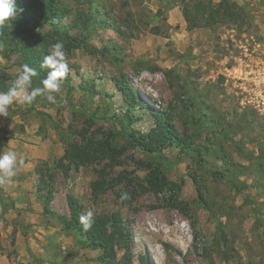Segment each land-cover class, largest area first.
Instances as JSON below:
<instances>
[{
    "label": "rangeland",
    "instance_id": "1",
    "mask_svg": "<svg viewBox=\"0 0 264 264\" xmlns=\"http://www.w3.org/2000/svg\"><path fill=\"white\" fill-rule=\"evenodd\" d=\"M56 2L65 11L60 28L82 44L66 53L69 73L55 104L14 103L0 117V145L24 126L56 141L48 159L34 162L33 180L21 192L6 194L0 186V264H102L101 249L87 246L77 230H63L68 196L81 216L91 210L93 219H120L129 232L128 264H264V125L238 107L218 74L228 39L264 42V0H228L232 18L192 30L178 0ZM5 49L0 40V73L12 76L0 92L19 73L16 56L7 60ZM121 76L149 107L170 115L181 147L152 156L128 142L129 133H147L155 124L147 108L125 104L115 86ZM79 131L116 152L64 176L53 168L68 143L82 142ZM45 164L53 175L48 203L37 198L35 173L43 166L48 181ZM150 166L171 184L163 193L146 184ZM96 181L104 184L94 193ZM114 235L112 264H127L124 239Z\"/></svg>",
    "mask_w": 264,
    "mask_h": 264
},
{
    "label": "trees",
    "instance_id": "2",
    "mask_svg": "<svg viewBox=\"0 0 264 264\" xmlns=\"http://www.w3.org/2000/svg\"><path fill=\"white\" fill-rule=\"evenodd\" d=\"M181 5V14L186 24V29L208 28L218 21H226L234 15L233 6L228 0H221L214 4L212 0H178ZM18 12L15 18L8 22L3 28H0V40L6 46L5 57L7 60L16 56V64L19 72L23 64L37 70L38 75L33 78V87H42V81L46 78L49 69L42 67L44 57L48 55V50L52 44L62 41L66 53L81 46L82 42L76 37L69 34L68 29L60 28V19L65 12L56 0H16ZM235 7V6H234ZM22 11H19L21 10ZM159 15L163 11H158ZM12 26L11 29L9 26ZM48 28L45 30V28ZM152 34H159L158 27H152ZM116 33L118 31H115ZM19 74V73H18ZM17 74V75H18ZM11 75L6 72L0 73V90H5L6 80L11 79ZM17 77V76H16ZM67 78V77H66ZM116 89L121 93L122 98L127 106L131 109H148L150 116L153 118L155 126L147 133L131 132L127 135L128 142L132 146L141 147L147 153L155 154L165 147L180 145L178 134L172 126V118L168 113H159L149 107L139 98L138 92L134 85L125 76L115 80ZM80 85L79 87H81ZM37 99L43 101L45 96H39ZM130 118V113L126 114ZM77 134L82 142L68 143L62 157L56 162L53 170L60 169L64 176L68 174L71 167H78L87 163H92L98 158H106L109 154H114L116 149L113 145L105 140H95L86 136L85 131H79ZM186 146L183 143L182 147ZM188 148V147H185ZM115 155V154H114ZM65 162V163H64ZM45 179L43 166H38L35 173L38 176L37 198L48 203L52 196L53 180L52 169L45 164ZM194 183L196 182L193 180ZM104 184L103 181H96L92 184V192H96ZM146 184L149 189L155 193H163L171 184L167 181L165 174L158 168L150 166ZM46 191L44 195L41 193ZM200 190L198 189V193ZM200 194V193H199ZM1 202V197H0ZM67 205L70 218L64 221L60 218L63 230H77L84 243L94 249H101L99 260L102 264H112L115 258L114 245L117 231L123 237V249L128 255L124 262L130 263L129 258V232L123 231L120 226V219L113 215L111 217H97L93 219L92 227L85 231L80 223L81 208L79 204L70 196L67 197ZM108 224L112 231L108 233ZM125 233V234H124ZM141 264H145L144 259Z\"/></svg>",
    "mask_w": 264,
    "mask_h": 264
},
{
    "label": "clouds",
    "instance_id": "3",
    "mask_svg": "<svg viewBox=\"0 0 264 264\" xmlns=\"http://www.w3.org/2000/svg\"><path fill=\"white\" fill-rule=\"evenodd\" d=\"M17 12L16 0H0V28L11 22ZM41 66L49 69L46 78L42 81V87H33V78L38 75L37 70L28 64H23L8 90L0 92V117H8L9 107L14 103L31 105L39 96H45L52 104L56 103L54 94L61 91L63 81L69 73L67 54L62 41L50 46ZM20 163L15 151L0 150V186L10 185L13 182ZM128 198L127 193L121 197L122 200ZM80 223L83 230H89L93 224V212L86 211L80 217Z\"/></svg>",
    "mask_w": 264,
    "mask_h": 264
},
{
    "label": "built area",
    "instance_id": "4",
    "mask_svg": "<svg viewBox=\"0 0 264 264\" xmlns=\"http://www.w3.org/2000/svg\"><path fill=\"white\" fill-rule=\"evenodd\" d=\"M220 74L241 109L251 110L264 125V42L228 39Z\"/></svg>",
    "mask_w": 264,
    "mask_h": 264
},
{
    "label": "crops",
    "instance_id": "5",
    "mask_svg": "<svg viewBox=\"0 0 264 264\" xmlns=\"http://www.w3.org/2000/svg\"><path fill=\"white\" fill-rule=\"evenodd\" d=\"M29 127L30 126H24L23 130L21 127L18 131L15 129L13 137L2 139L0 150L15 151L18 160L21 161L18 174L13 179V182L10 185H4V192L6 194L15 195L21 192L20 189L22 190V188H25L27 182H30L29 180H33V174L31 173L33 172L32 166L34 162L48 159L52 149H54V143L56 142L54 138L52 139L50 136L43 138L35 132L30 134L28 132ZM25 195L26 193L24 196Z\"/></svg>",
    "mask_w": 264,
    "mask_h": 264
}]
</instances>
